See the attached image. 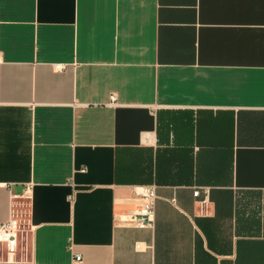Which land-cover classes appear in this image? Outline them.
<instances>
[{"label":"crops","instance_id":"crops-1","mask_svg":"<svg viewBox=\"0 0 264 264\" xmlns=\"http://www.w3.org/2000/svg\"><path fill=\"white\" fill-rule=\"evenodd\" d=\"M0 57V264H264V0H0Z\"/></svg>","mask_w":264,"mask_h":264},{"label":"built area","instance_id":"built-area-1","mask_svg":"<svg viewBox=\"0 0 264 264\" xmlns=\"http://www.w3.org/2000/svg\"><path fill=\"white\" fill-rule=\"evenodd\" d=\"M1 61V57H0ZM112 101L115 97L112 96ZM193 195L198 197L199 191L196 190ZM148 199L145 205L136 212L138 218L133 219L139 226H153L154 200L156 198L154 190L151 189L146 194ZM24 221H21L16 215L11 214L10 218L0 224V256H4V263H17L16 257L19 251V243L24 239L25 229ZM22 243V242H21ZM21 254V253H20ZM82 257L78 254L75 256V262H81Z\"/></svg>","mask_w":264,"mask_h":264},{"label":"rangeland","instance_id":"rangeland-1","mask_svg":"<svg viewBox=\"0 0 264 264\" xmlns=\"http://www.w3.org/2000/svg\"><path fill=\"white\" fill-rule=\"evenodd\" d=\"M25 227L28 229V226H27V225L25 226V224H24V229H25ZM20 255H21V254H20V253H18V255H17V258H19V257H20Z\"/></svg>","mask_w":264,"mask_h":264}]
</instances>
